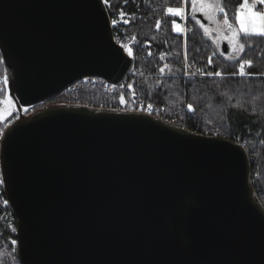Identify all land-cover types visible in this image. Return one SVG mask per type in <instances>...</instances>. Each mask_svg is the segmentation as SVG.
<instances>
[{
  "label": "water",
  "instance_id": "95a60500",
  "mask_svg": "<svg viewBox=\"0 0 264 264\" xmlns=\"http://www.w3.org/2000/svg\"><path fill=\"white\" fill-rule=\"evenodd\" d=\"M0 50L19 112L0 170L21 264H264V205L239 140L141 109L23 111L86 77L125 79L134 57L104 0H0Z\"/></svg>",
  "mask_w": 264,
  "mask_h": 264
},
{
  "label": "trees",
  "instance_id": "16d2710c",
  "mask_svg": "<svg viewBox=\"0 0 264 264\" xmlns=\"http://www.w3.org/2000/svg\"><path fill=\"white\" fill-rule=\"evenodd\" d=\"M241 2L221 0L228 20L236 23ZM106 6L112 21H117L113 23L117 41L134 57L131 70L121 83L116 84L121 90L131 82L123 96L127 99L122 100L120 90L110 92L104 89L115 84L91 76L69 85L49 100L68 103L67 90L78 85L80 103L100 106L99 102L104 100L105 107L138 109V101L144 99L154 107L163 108V118L175 119L192 131L239 140L251 157L252 183L264 205V36L243 33L241 39L245 48L236 59H231L215 48L197 25L191 0H188L186 16H171L166 12L168 7H185L184 0H127V3L125 0H109ZM255 7L264 12V4L256 3ZM220 18L225 19L223 12ZM172 20L184 23L188 29L177 33ZM157 21H161L159 28L156 27ZM0 56L3 57L1 50ZM245 60L253 61L251 68L245 66V71L252 74L241 76L238 70ZM186 62L196 68L202 66L201 74L186 73ZM161 68L164 71H160ZM215 72L222 75H207ZM5 74L7 68L3 59L0 77ZM3 95L0 90V107ZM42 103L23 106L27 109L23 111L29 113V106L38 108ZM188 104H192L195 110H189ZM18 114L17 108L15 115ZM13 121L0 119V137ZM16 229V216L3 185H0V264H21L16 252Z\"/></svg>",
  "mask_w": 264,
  "mask_h": 264
},
{
  "label": "rangeland",
  "instance_id": "374dc122",
  "mask_svg": "<svg viewBox=\"0 0 264 264\" xmlns=\"http://www.w3.org/2000/svg\"><path fill=\"white\" fill-rule=\"evenodd\" d=\"M212 2L214 3V8L213 7H209V3L205 2L203 4L198 3L196 6V9L194 12H201L204 14V16L209 20V22L205 23L201 20V18L196 17V23L197 25L202 29L204 35L210 40V42L213 44V46L217 49H221V43L222 41L226 40L229 45H230V52L229 53H223L224 55L231 57H237L239 56L242 51L240 50L239 45L243 44V41L241 39V35L243 34L242 32L235 38H233V31L235 29H238L239 24H238V20H237V12H236V23L235 21L232 20H228L227 23H225V19L220 18V7H221V0H212ZM253 0H250V3H252ZM255 11L258 12H263V11H259L256 9H254ZM238 11V9H237ZM246 11V10H245ZM183 28V30L186 28L184 27V23L180 24ZM231 27H230V26ZM188 28H186L187 30ZM186 33V31H185ZM185 39V38H184ZM221 51V50H220ZM222 52V51H221ZM186 58V57H185ZM0 90L1 92H3V98H2V104L0 107V119L2 121H13L14 119H16L18 116L15 115L16 110H17V105L13 99V97L11 96V94L9 93V87L8 84H4L3 82V77H0ZM9 83V82H8ZM131 82H128L126 84V88H122L119 92L121 95L122 100L125 102V100L127 99H123L125 97L124 93H126L127 88L129 87ZM75 89L79 92V86L75 85ZM56 102V100L54 101ZM25 109V108H23ZM263 184H264V176H263Z\"/></svg>",
  "mask_w": 264,
  "mask_h": 264
},
{
  "label": "snow or ice",
  "instance_id": "6c2138e0",
  "mask_svg": "<svg viewBox=\"0 0 264 264\" xmlns=\"http://www.w3.org/2000/svg\"><path fill=\"white\" fill-rule=\"evenodd\" d=\"M205 2L209 3V7L214 8V3L212 2V0H191V8L193 9V11H195L198 3L203 4ZM104 3L108 4L109 0H104ZM125 3H127V0H125ZM256 3L264 4V0H253L252 3H250V0H242V2L240 3L238 7V11H237V20H238L239 27L238 29H235L233 31V38L237 37L241 32L244 33L245 35L264 36V12H258L254 10ZM184 4H185V7H176V8L168 7L166 9V12L170 14L171 16H186V7L188 5V0H184ZM219 11L224 13V16H225L224 22L227 23L228 14L222 5ZM121 15H123L122 11H121ZM112 23H117V21L113 20ZM160 26H161V21H157L156 27L159 28ZM172 26L177 33L183 32L182 26L179 23H176L175 20H172ZM239 47H240V50L243 51L245 48V45L240 44ZM151 54L152 53L149 52V55ZM231 59H236V58L231 57ZM0 62H3L2 56H0ZM209 62H211V58H209ZM245 66H247L248 68H251L253 66V61L245 60L241 62L239 66V70H238L239 75L243 76V75L252 74V73H248L245 71ZM160 71H164V69L161 68ZM236 74L237 73H233L232 75H236ZM207 75L220 76L222 75V73L221 72L207 73ZM3 82L4 84H8L9 77L7 74L4 75ZM129 87H131V85H129ZM187 107L191 111L195 110L192 104H188ZM24 110L27 111L26 108ZM3 184H5V179H4L2 170H0V185H3ZM5 203H7V201H5ZM13 243H16V241H13Z\"/></svg>",
  "mask_w": 264,
  "mask_h": 264
},
{
  "label": "built area",
  "instance_id": "2783aa9c",
  "mask_svg": "<svg viewBox=\"0 0 264 264\" xmlns=\"http://www.w3.org/2000/svg\"><path fill=\"white\" fill-rule=\"evenodd\" d=\"M185 27V25H184ZM185 66H186V73H194V74H201V68L202 66H199L198 68L194 67V66H191L189 62H186L185 63ZM142 73V72H141ZM75 89H78V88H75V85H72L70 86V88L67 90L68 91V95H69V102L68 103H78L79 100H80V93H78L77 90ZM105 90L107 91H117V90H120L119 86L118 85H111V86H105L104 88ZM49 103H52V101H50L49 99L43 101L42 105H45V104H49ZM100 106L99 107H105V101L104 100H101L99 102ZM151 106V107H149ZM36 108L34 106H29V111H33L35 110ZM138 109H141V110H144L146 112H149V113H152V114H155V115H159L161 116V113L164 111L163 108H159V107H154L152 105V103L148 100H139L138 101ZM162 117V116H161ZM168 120H172V121H175L177 122L175 119H168Z\"/></svg>",
  "mask_w": 264,
  "mask_h": 264
}]
</instances>
